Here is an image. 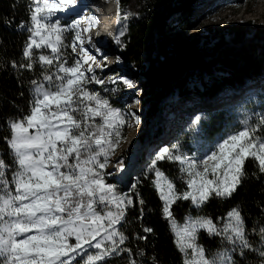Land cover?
I'll list each match as a JSON object with an SVG mask.
<instances>
[{
    "label": "snow or ice",
    "instance_id": "obj_1",
    "mask_svg": "<svg viewBox=\"0 0 264 264\" xmlns=\"http://www.w3.org/2000/svg\"><path fill=\"white\" fill-rule=\"evenodd\" d=\"M76 3L31 0L30 23L20 25L29 35L21 59L11 61L10 66L31 73L38 65L40 72L29 81L27 112L19 109V115L5 121L10 135L3 137L7 153L0 151V264H107L114 258H123L124 264H145L139 259L145 257L144 249L133 252L125 246L130 237L122 227L128 209L134 207L136 183L121 191L107 180L113 173L106 171L121 144L128 117L135 114L113 107L99 92L89 90V84L105 81L95 75V67L103 65L85 45H91L102 60L107 57L85 35L98 25L96 16L61 24L58 14ZM65 33H74L68 44ZM116 40L120 43L119 35ZM66 48L76 53L71 62ZM111 83L118 80L113 77ZM123 84L136 87L135 81L126 78ZM202 119H206L203 114L195 115L189 128L198 129ZM135 122H141L139 116ZM238 125L218 137L202 159L182 152L177 142L161 147L147 166L146 171L155 176L162 215L174 230L182 264H237L236 257L246 259V252L264 264V224L248 230L239 206L226 213L220 227L211 217L187 215L178 228L172 211V205L181 200L200 209L212 197H233L248 177V160L264 174V113L244 112ZM164 160L179 165V179L186 190H178L157 167ZM115 167L122 172L123 159ZM201 230L219 237L226 246L215 252L206 249L198 243ZM142 231L148 234L153 229L143 227ZM250 235L257 237L255 245ZM136 239L146 241L148 236L137 234ZM149 259L158 264L155 257Z\"/></svg>",
    "mask_w": 264,
    "mask_h": 264
},
{
    "label": "trees",
    "instance_id": "obj_2",
    "mask_svg": "<svg viewBox=\"0 0 264 264\" xmlns=\"http://www.w3.org/2000/svg\"><path fill=\"white\" fill-rule=\"evenodd\" d=\"M193 2L194 0H119L121 14L127 16L126 19L121 18L124 36L123 45L119 47L122 46L124 57L138 69L140 77L148 87L145 117L149 125L157 120L162 101L167 95L193 94L204 101H211L225 88L237 89L264 72V26L252 27L250 21L232 25L228 32L232 41L225 42L222 38L211 49L202 46L201 40L170 41L166 29L171 25V20H177V16L183 15L187 18ZM28 20L27 0H0V151L4 153L8 149L3 137L10 135L6 118L19 115V109L27 112L30 100L29 81L40 72L38 65L31 73L18 72L10 66L11 61H19L22 57L28 36L19 27ZM125 20L127 28L123 31ZM253 30L255 33L248 37ZM40 51L47 54L46 50ZM198 76L203 87L193 91L189 81ZM88 88L90 90L91 85ZM100 93L105 96L109 94L103 91ZM111 103L113 107L117 105ZM220 116L221 113L213 114L209 120H202L203 130L210 139L224 134ZM123 132L122 139L127 132V125ZM192 139L190 136L188 142L178 141L181 151L189 156L193 151ZM5 162H10L7 155ZM157 167L176 183L178 190H186V186L179 179L182 174L176 162L159 161ZM245 171L248 177L229 199L212 197L200 209L194 208L190 201L181 200L173 204L172 211L177 227L184 225L187 215L211 217L220 226L225 221L223 218L226 213L235 206H239L245 217L248 230L254 225L264 224V174L259 173L252 160L246 161ZM107 180L117 184L121 191L128 190L113 177L109 176ZM154 180L153 173L146 169L141 171L136 189L132 193L134 207L128 209L126 223L122 226L125 235L130 237L125 246L131 247L133 252L137 248L144 249L146 255L139 259L145 264H152L150 257H155L158 264H182L181 253L174 243V230L162 215L163 201L154 187ZM140 200L143 201L142 204ZM143 227H150L153 232L145 234ZM137 234L147 235L148 239H136ZM250 239L254 245L257 243L255 235H250ZM71 242L74 243V240ZM198 243L213 252L226 246L221 245L219 237L209 236L202 231L198 233ZM245 256L246 259L237 256V264H258L254 253L246 252ZM107 264H124V259H110Z\"/></svg>",
    "mask_w": 264,
    "mask_h": 264
},
{
    "label": "rangeland",
    "instance_id": "obj_3",
    "mask_svg": "<svg viewBox=\"0 0 264 264\" xmlns=\"http://www.w3.org/2000/svg\"><path fill=\"white\" fill-rule=\"evenodd\" d=\"M27 1L29 7L31 0ZM86 1L80 0V3L84 4ZM89 2H92L93 8H96L95 0H89L88 4ZM80 15V6H74L69 11L58 14L62 25L70 24L73 20L79 19L78 16ZM126 21L124 22L125 25H123V31L127 28ZM247 21L251 22L252 27L264 26V0H194L188 17L185 18V15L177 16V20H171V25L166 29V34L170 41L201 40L200 44L202 46L211 49L222 38H224L225 42L232 41V37L228 34L231 26ZM28 23H30V20L23 22V24ZM19 29L27 32L26 29L21 27ZM122 33L119 36L120 43H117V40L112 43L107 41L106 43H97L94 41L102 52H106L107 56L111 54L112 57H107L105 64L98 62L103 65L102 67L94 66L95 75L104 80L105 83L103 85L95 83L89 85L92 87L91 91L108 92V96L101 93L100 95L108 100L113 99L109 102L116 103L115 108L134 113L135 116L140 117L141 122L139 124H136L135 116L128 117L126 123L127 132L115 154L110 157V163L106 169L107 172L113 173L110 177L117 179L120 184L123 183L124 188L127 187L129 189L130 184H137L141 171L147 169L150 161L161 147L170 146L179 140L188 142L190 136H192L193 151L190 156L203 158L204 153L209 150L221 134L214 139H210L203 130V119L198 129L189 128V124L195 115L203 114L209 120L211 115L221 113L222 116L220 117L222 118L223 132L225 133L239 127L238 121L242 119V113H264L263 72L262 75L240 85L237 89L225 88L211 101H204L193 94L180 96L175 93L167 95L162 101L157 120L151 125L147 124L145 99L149 94L148 87L144 79L140 77L138 69L132 66L124 57L121 50L122 46L119 47V45H123L124 32ZM254 33L255 30L249 33L248 37H252ZM28 35L29 33L27 32ZM73 35L74 33H65L66 44L71 42ZM89 50L93 55L99 57L94 50L92 51L90 48ZM79 51L80 49L77 48V53ZM64 52L69 62L76 57V53H72L71 48L64 49ZM114 56H118V58ZM113 77L118 80V83H111V78ZM123 78L135 81L136 87L129 88L125 86ZM200 79L198 76L189 81L193 91L203 87ZM114 88L117 91H112ZM144 95L146 97H143ZM201 109L202 111H200ZM133 131H136V134L134 137H129ZM201 141H203L202 144L200 143ZM120 159H123L124 170L117 172L115 165ZM224 223L225 221L220 226ZM201 231L206 233L203 230Z\"/></svg>",
    "mask_w": 264,
    "mask_h": 264
},
{
    "label": "bare ground",
    "instance_id": "obj_4",
    "mask_svg": "<svg viewBox=\"0 0 264 264\" xmlns=\"http://www.w3.org/2000/svg\"><path fill=\"white\" fill-rule=\"evenodd\" d=\"M83 1V0H82ZM88 1L89 0H87L86 2H84V4H81L80 3V0L78 1L77 0V3H76V5L75 6H80V16H78V18L79 17H81V16H84V15H88V14H94L95 13V10H94V8H93V6H92V2H89V4H88ZM91 1H94V0H91ZM99 0H95V2H98ZM101 1V0H100ZM107 4H109L110 6H113L114 4H118V2H117V0H108V2H107ZM107 27H109L108 26V24L107 23H105L104 24V28L106 29ZM122 29V28H121ZM95 40L94 39H92V44L93 45H95V47H97L98 48V46H97V44H96V42H94ZM101 42H97V43H106V40L105 39H102V40H100ZM103 45V44H102ZM89 45H87L86 47H88ZM105 47V46H104ZM92 51L94 50L93 48H92V46H90L89 47ZM95 51V50H94ZM103 53H104V51H103ZM104 55L106 56V57H110L111 56V54H109L110 56H107V53L105 52L104 53ZM112 57V56H111ZM114 57H116V58H118V56H114ZM114 59V58H113ZM98 62H101L102 64H105V60H102L101 59V57L99 56V57H97V63ZM143 97H146V95H144ZM155 119V118H154ZM136 134V131H133L132 132V134L129 136V137H134V135Z\"/></svg>",
    "mask_w": 264,
    "mask_h": 264
}]
</instances>
